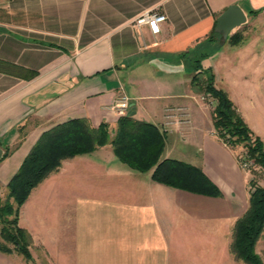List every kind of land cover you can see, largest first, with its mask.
I'll list each match as a JSON object with an SVG mask.
<instances>
[{"label":"crops","instance_id":"crops-1","mask_svg":"<svg viewBox=\"0 0 264 264\" xmlns=\"http://www.w3.org/2000/svg\"><path fill=\"white\" fill-rule=\"evenodd\" d=\"M233 5L246 14L244 25L264 23V0H0V190L57 125L107 124L112 139L122 117L114 106L126 95L131 116L164 135L162 159L195 166L221 192L155 182L109 144L64 160L32 191L19 218L31 259L0 252V264H245L231 247L249 207L251 175L216 136L214 109L201 99L208 94L193 82L212 74L264 142L259 38L210 41ZM147 12L166 16L160 34L136 26ZM246 52L254 69L244 73L236 62ZM263 246L264 233L255 248L264 264Z\"/></svg>","mask_w":264,"mask_h":264},{"label":"trees","instance_id":"trees-1","mask_svg":"<svg viewBox=\"0 0 264 264\" xmlns=\"http://www.w3.org/2000/svg\"><path fill=\"white\" fill-rule=\"evenodd\" d=\"M240 38L236 33L228 38V42L240 43ZM210 41H220L221 44L222 35L213 31ZM193 82L196 86L203 85L204 91L216 100L213 110L216 136L233 150L240 146L246 149V160L253 162V166L264 172V142L248 127L227 94L214 86L213 75L209 74L205 83L197 76ZM132 111L133 108L130 107L129 112L119 119L112 139L107 124L93 128L84 119L57 125L41 135L9 181L6 199L0 198V237L3 240L0 242L1 253L9 255L16 252L27 260L31 259V236L20 227L19 218L21 208L32 191L52 173L57 172L64 160L95 152L109 144L113 146L118 159L132 169L139 172L152 171L155 182L196 194L221 196L219 189L200 169L182 161L162 159L164 135L155 125L135 120L131 116ZM246 160L238 159L239 163ZM263 233L264 186L252 179L249 207L236 224L232 253L245 264H263L255 251Z\"/></svg>","mask_w":264,"mask_h":264},{"label":"rangeland","instance_id":"rangeland-1","mask_svg":"<svg viewBox=\"0 0 264 264\" xmlns=\"http://www.w3.org/2000/svg\"><path fill=\"white\" fill-rule=\"evenodd\" d=\"M257 22H259V21H257ZM257 22L255 24L256 27H252L250 25H243L242 27L237 29L235 32H238V34L241 36L240 43H242V44H244L247 41H251V39L259 38L253 48H254V51L256 53H262L264 51V23H258L257 24ZM227 50H229L230 52H234L237 49H235V48H233L231 46H228ZM244 51H246V50L244 49ZM241 54L242 53H240L238 55L237 59H239V60H237V62H236L237 65L240 67L238 69V71H242L244 73H247L248 71H250V69L251 70L254 69V66L252 64H250V61H246V56H244V55H247V52L243 53L242 55ZM260 73H264V66L261 68ZM204 102L207 105H209L211 109L215 108V105H211L209 103V101H204ZM215 134H216V132H215ZM235 151H236V155H237L238 159H242V160H246L247 159L246 149H244L242 146L237 147L235 149ZM248 171H249V173L251 175V180L254 179V180L257 181L258 185L264 186V172H263V170H261L258 167L253 166L252 169L248 170ZM255 172H256V174H255ZM0 189H1V187H0ZM7 194H8V191L0 190V198L2 200L6 199ZM1 227H2V224L0 223V229H1ZM0 242H3L1 237H0ZM9 246L11 248H13L12 245H9ZM263 248H264V246H263Z\"/></svg>","mask_w":264,"mask_h":264},{"label":"built area","instance_id":"built-area-1","mask_svg":"<svg viewBox=\"0 0 264 264\" xmlns=\"http://www.w3.org/2000/svg\"><path fill=\"white\" fill-rule=\"evenodd\" d=\"M166 21V16L154 12H147L137 18L135 24L137 27L147 26L152 35H158L161 32V24ZM203 101H209L210 104H216V100L211 95H206L201 98ZM115 110L121 116H125L130 110V99L126 95L120 96L115 104ZM171 116H169V119ZM241 167L244 170H250L253 167V162L243 161Z\"/></svg>","mask_w":264,"mask_h":264},{"label":"water","instance_id":"water-1","mask_svg":"<svg viewBox=\"0 0 264 264\" xmlns=\"http://www.w3.org/2000/svg\"><path fill=\"white\" fill-rule=\"evenodd\" d=\"M247 22V16L244 11L238 6H230L217 19L215 31L222 35V42L225 43L232 31L243 26ZM133 106V105H132ZM135 112H132V116ZM3 150L0 143V159L2 158Z\"/></svg>","mask_w":264,"mask_h":264}]
</instances>
